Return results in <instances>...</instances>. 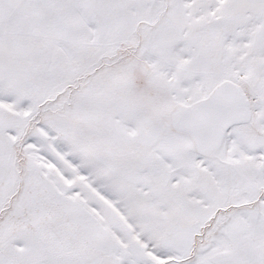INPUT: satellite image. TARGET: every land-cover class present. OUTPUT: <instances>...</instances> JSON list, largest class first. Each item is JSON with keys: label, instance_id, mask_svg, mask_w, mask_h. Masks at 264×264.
Listing matches in <instances>:
<instances>
[{"label": "snow or ice", "instance_id": "snow-or-ice-1", "mask_svg": "<svg viewBox=\"0 0 264 264\" xmlns=\"http://www.w3.org/2000/svg\"><path fill=\"white\" fill-rule=\"evenodd\" d=\"M0 264H264V0H0Z\"/></svg>", "mask_w": 264, "mask_h": 264}]
</instances>
